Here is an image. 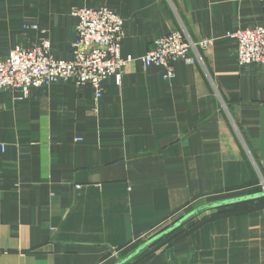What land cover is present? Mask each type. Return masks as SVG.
Here are the masks:
<instances>
[{"label": "crops", "instance_id": "0c3cea01", "mask_svg": "<svg viewBox=\"0 0 264 264\" xmlns=\"http://www.w3.org/2000/svg\"><path fill=\"white\" fill-rule=\"evenodd\" d=\"M83 7L121 17L122 57L182 28L213 43L195 65L178 60L169 81L132 62L98 99L63 82L24 99L0 90V264H264L263 202L140 249L264 175V70L240 66L228 35L263 27L264 0H0V60L42 38L69 60Z\"/></svg>", "mask_w": 264, "mask_h": 264}, {"label": "built area", "instance_id": "2783aa9c", "mask_svg": "<svg viewBox=\"0 0 264 264\" xmlns=\"http://www.w3.org/2000/svg\"><path fill=\"white\" fill-rule=\"evenodd\" d=\"M72 13L77 23L70 47L71 58L54 59L50 42L45 38L29 47L15 46L5 59L0 60V90L19 91L24 99L32 89L63 82L74 87L90 85L98 99L103 80L111 77L119 85L122 73L132 62H138L144 68H163V79L169 81L178 60L195 65L200 62L199 50L208 49L213 43V39L193 42L182 28L153 40L141 57H122L120 42L124 29L119 15L104 7H83ZM228 35L237 43L236 60L240 66L258 65L264 70V26L237 30ZM257 177L264 193V175L258 172ZM115 254L113 252V257Z\"/></svg>", "mask_w": 264, "mask_h": 264}, {"label": "trees", "instance_id": "16d2710c", "mask_svg": "<svg viewBox=\"0 0 264 264\" xmlns=\"http://www.w3.org/2000/svg\"><path fill=\"white\" fill-rule=\"evenodd\" d=\"M260 187L259 184L256 183L254 186H252V188H250V190H248L247 192H245L242 195H232L231 197H223L218 199V201L220 200H225V199H233L234 197H244V196H250V195H257V194H261L260 191ZM233 194V193H232ZM255 202H263L264 203V196L261 197H256V198H252L251 200H247L244 202H240V203H235L234 205L231 206H225V207H220V208H216V210H199L196 213H192V214H187V218L186 215H182V216H178L174 221H171L167 224H165L162 227H158L156 228L154 231H152L149 235L148 238L146 240H144L145 243L142 246H144V250L146 251L147 249H149V247L151 248H155L157 247L161 242L165 241L166 239V244H171L172 241L176 238H179V236L184 233H188L190 230L198 227L201 223H203L204 221H207L209 218H213V217H217V213H221L220 211L222 210H228V209H232L233 212L232 213H247L250 212L251 210H253L254 208L257 207V205H254L253 203ZM206 211H212V212H216L214 214H209V215H203L205 214ZM210 212V213H212ZM223 213L228 214V211H224ZM223 214V215H225ZM222 215V214H221ZM201 218L202 220L200 222H197L196 224H193L189 230H183L182 232L180 231V229L188 224L191 223L194 219L196 218ZM185 218V219H184ZM183 219V220H182ZM182 220V223L179 227L171 230L169 233H166V235H163V233L165 232V230H167L169 227H171L172 225H174L176 222ZM167 244V245H168Z\"/></svg>", "mask_w": 264, "mask_h": 264}, {"label": "water", "instance_id": "95a60500", "mask_svg": "<svg viewBox=\"0 0 264 264\" xmlns=\"http://www.w3.org/2000/svg\"><path fill=\"white\" fill-rule=\"evenodd\" d=\"M261 196H264V193L257 194V195L244 196V197H234L233 199L220 200V201H216V202H213V203H209V204L203 205L198 210H196V211H194L192 213H196L199 210H203V209H206V210H216V208L225 207V206H231V205H234L235 203L244 202V201H247V200H251L252 198H256V197L258 198V197H261ZM188 215H186L185 218H187ZM182 220L176 222L174 225H172L167 230H165V232L163 233V235H166V233H169L171 230L179 227L181 225V223H182ZM143 248H144V246H141L140 249H143ZM130 259H131V257L128 258V259H126V260H124V261H119L116 264H123V263L129 261Z\"/></svg>", "mask_w": 264, "mask_h": 264}, {"label": "rangeland", "instance_id": "374dc122", "mask_svg": "<svg viewBox=\"0 0 264 264\" xmlns=\"http://www.w3.org/2000/svg\"><path fill=\"white\" fill-rule=\"evenodd\" d=\"M261 191V190H260ZM262 193V192H261Z\"/></svg>", "mask_w": 264, "mask_h": 264}]
</instances>
